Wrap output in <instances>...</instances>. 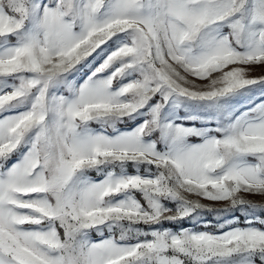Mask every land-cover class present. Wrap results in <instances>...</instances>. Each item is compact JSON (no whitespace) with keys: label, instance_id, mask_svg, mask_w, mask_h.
Instances as JSON below:
<instances>
[{"label":"snow or ice","instance_id":"snow-or-ice-1","mask_svg":"<svg viewBox=\"0 0 264 264\" xmlns=\"http://www.w3.org/2000/svg\"><path fill=\"white\" fill-rule=\"evenodd\" d=\"M247 194L264 0H0V264H264Z\"/></svg>","mask_w":264,"mask_h":264},{"label":"rangeland","instance_id":"rangeland-1","mask_svg":"<svg viewBox=\"0 0 264 264\" xmlns=\"http://www.w3.org/2000/svg\"><path fill=\"white\" fill-rule=\"evenodd\" d=\"M164 112L166 114L167 119L175 118L176 122H181L180 118L195 114V110L193 109L191 104L189 102L182 101V100H170L169 103L165 105ZM185 122H187V123H197V124L201 123L200 121H185ZM129 123L133 124V126H134V122H129ZM91 126L93 128H99V125H97L95 122H93ZM192 142H199V141H198V139L193 138ZM14 159L15 158H13V160ZM129 171L132 172L133 169H129ZM91 175L94 178L96 176L95 173H92ZM137 198L142 200V197L139 194H137ZM191 198H194V197H191ZM246 198L252 200L253 202H258V203L259 202H264V198H262L260 194H247ZM169 206L171 207L173 205L169 204ZM236 215H240V214L237 213ZM209 219H212V217H209ZM241 221H243V217L242 216H241ZM166 226L173 228V230H176V228H177L176 225H166ZM183 226L184 227H189L190 224L185 223ZM97 238H98L97 234L93 233L92 234V239L95 240ZM257 264H259V262H257Z\"/></svg>","mask_w":264,"mask_h":264}]
</instances>
